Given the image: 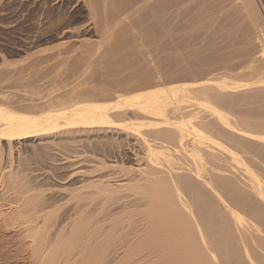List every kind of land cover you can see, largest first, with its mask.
I'll use <instances>...</instances> for the list:
<instances>
[{"label": "bare ground", "instance_id": "bare-ground-1", "mask_svg": "<svg viewBox=\"0 0 264 264\" xmlns=\"http://www.w3.org/2000/svg\"><path fill=\"white\" fill-rule=\"evenodd\" d=\"M186 1L74 0L73 7L100 27L92 26L95 34L103 27L106 41L99 44L120 34L116 41L131 54L114 40L115 47L113 38L110 42L126 51V57L119 51L125 61L115 58L126 68L132 66L130 71L139 77L132 72V82L119 77L121 67L112 63L118 51L112 53L110 42L106 59L113 54L109 62L118 67L106 72V55L98 59V49L92 57L95 49L89 48L90 54L86 48L95 47L96 41L89 39L92 43L83 46L88 38L78 34L84 26H72L74 14L66 17L63 10L64 18L58 16L65 26L61 36L80 42L87 50L80 51L91 55V64L85 62L88 70L103 59L98 65L108 66L101 70L109 74V88L98 84L103 76L98 66L93 68L99 72H91L99 79L85 69L83 61L90 59L78 52L80 44L72 43L78 50L73 51L62 41L69 43V52L81 54L76 56L79 62L67 56L68 50L63 60L55 55L65 47L62 43L53 52L56 58L44 55L56 65L33 56L34 62L41 57L49 67L41 59L35 63L52 66V73L55 69L56 81L35 64L38 74L39 67L47 70L41 75L47 83L40 74L20 77L21 60L12 63L13 58L10 62L0 52V237H8L0 240V264H264V16L257 0H191L184 7ZM65 2L57 0L59 10ZM2 3L0 29L10 31L19 14L16 19L8 16ZM215 15L219 22L213 25ZM203 29L211 54L202 43ZM189 35H198L194 44L202 38L198 43L203 47L192 44L189 51ZM255 40L259 47L248 44ZM104 48L101 53L108 52ZM63 54L74 65L83 62L84 70L74 69L71 60L66 66ZM156 60L164 61L166 69L162 61L161 70L167 80ZM214 61L216 70L225 72L212 74L210 65L212 71H204V64L213 62L214 67ZM63 63L68 70L59 67ZM245 64L249 71L234 73ZM26 65L31 72L34 64ZM71 70L75 76L76 71L87 74L79 82L70 78L76 82L72 85L68 79L74 74H64ZM127 71L125 76L131 73ZM62 75L69 82L63 92L54 88L67 82ZM89 75L98 85L90 83ZM137 78L145 87L134 89L141 82L135 86ZM39 79L49 81L51 88H35L32 84H40ZM111 83L124 91L113 93ZM11 242L25 253L21 259L10 255L5 245Z\"/></svg>", "mask_w": 264, "mask_h": 264}, {"label": "rangeland", "instance_id": "rangeland-1", "mask_svg": "<svg viewBox=\"0 0 264 264\" xmlns=\"http://www.w3.org/2000/svg\"><path fill=\"white\" fill-rule=\"evenodd\" d=\"M6 1H8L9 4H8V2H7V4H6ZM17 1H18V2H17ZM32 1H33V3H32ZM187 1H188V2H187ZM187 1L183 3L184 7L187 6V3L191 2V0H187ZM24 2H25V3H24ZM22 3H23V4H22ZM45 3H46V4H45ZM257 3H258V5H259V7H260V9H261V11H262V13H263V16H264V0H257ZM2 4H3L2 7H4L5 4H6V6L8 5L7 7L5 6V10H6V9L8 10V9L10 8L9 6H11V9L8 10V11H11L10 14H9L8 11L6 10V14H7L8 16L11 15L10 17L16 19V17H17L18 14H19V17H18V18L21 20V21H20V20L18 19L20 24L18 23L19 25L17 24V26H14L13 28H11L10 31H9V30H5V31H4V30H1V29H0V30H1V31H0V35H1V36H0V40H1V42L3 41V42L0 44V46L2 45V50H1V47H0V50H1L0 52H1V53L4 52V55L6 54L5 57H7V59H8V57H9L10 62L14 59L12 63H15V62H14L15 59H17L16 62L21 60V61L19 62V63H21V64H18V65H20V66H18V68L20 67L22 70H23V69H24V70L21 71V74H22V75L20 74V77H21V76H22V77H23V76H27V75H29V74H30L31 76H33L34 74H36V75H38V77L36 76L37 78H40V76H41L42 74H43L42 76H44V75L46 74V71H47V70H46L45 73H44V72L42 71V68H41V67H39L40 70H41V72L39 73L40 76H39V74L37 73V71L39 72V69H38V67H37V66H39L38 64H40L41 62L43 63V60L41 59V57H43V59H45V58H46V59H48V58L50 59V57H51V60H53L52 57L56 58L55 55H56V56H59V55H60V56H59L60 60H63V58H62V53H66V52H67L66 50H68V55H67V54H63L65 60H67L68 57H70V58H71V57H72V58L75 57V58H73V59L71 58V59H72L73 61H75V62H76V60L79 62V60H81V59H80V58H79V59L76 58V56L78 57V55H79L80 53H82V54H83L82 56H84V58H85V55H84V54H86V53H84V51H87V50H84V49H83L84 47H82V45H83V46H86V45H87L86 47H88V46H89V45H88L89 43H90V44H91L92 42L95 43V41H96L97 44H95V47H94V46H93V47L89 46L88 48L85 47L86 49L89 50V53H90V50L93 51V49H95L94 52L91 51L92 54H94L92 57H94V56L97 55V58L99 59V57H98L99 54H100V55L105 54L106 56H105V57L103 56L104 61H103V59L101 60L102 56L100 57V60L103 61V63H105V61H108L107 64L109 63L108 65H109V69H110V70H109V71L107 70L108 66H107V64H105V65L107 66V68H106L107 71H106V72H109V74H110V73H112V72H110V71H111V69H112L113 66L115 67L114 71L116 70V67L119 66V68L121 67V69H118V68H117V71H118L120 74H123V76H122V75L119 76V73H117V75H118L120 78H123V79H127V78H128L129 80L131 79L130 74L133 75V73H134L133 70L130 71V69H132V68H130V67H132V66H130V67L128 66V67L126 68L123 64H120V61L124 60V58H125L127 55L131 54V51H128V50H130V49L123 47L124 45H122L121 43L117 42V41H118L117 38H120V37H119L120 34H118L119 36H115V38L117 37V38H116L117 41H116V39L112 36V38H113V42H114V40H115V42H117V44L120 45V48H122V49L124 48V50L128 51V54L126 53V51H124V50H122V49H120V50H116V49H118L119 46L117 45V48H116V49L113 47L116 43L114 42V45L111 44L112 40H111V42H110V39H112V38H109V39H108V40H109L108 42H110V44L112 45L111 47H112V50H113V51H112L113 54H114L116 51H118V52L116 53L117 55L114 54V58H115V56H118V55H119V57L121 58V60L119 59V57H118V58L116 57L115 59H116V61H117V59H119L120 61L118 60L117 62H118L120 65H123L126 69H123L124 67H123V66H120L117 62H112L113 59H114V58H113V54H111V56H108L109 58L111 57L109 60L106 59V58H107V55H109V54L111 53V48H110L108 42H104L106 45H105V44L103 45L102 43H100V44H102V46L99 44V40L106 41V38H105V40L102 39V38H104L102 35L105 33V32H102L103 27L100 29V30H101V31L99 32L100 34H98V32L95 34V32L97 31V30H96L97 28H94V27H98V26L94 25V22H92V21L89 22L90 20H89V18L87 19L88 15L86 14V12L82 11V9H80L79 7H77V8H76V7H73V6H74V0H66V2H65V6L62 7L61 10H59L60 8H59L58 5H57V0H29V1H28V0H26V1H25V0H3V3H2ZM14 5H15V6H14ZM44 5H45V6H44ZM183 5H182V6H183ZM227 5H228V4H227ZM43 6L46 7V8H44ZM2 7H1V9H2ZM8 7H9V8H8ZM19 7H20V8H19ZM57 8H58V9H57ZM18 9H19V10H18ZM35 9H36V10H35ZM42 9H43V10H42ZM73 9H74V10H73ZM62 10H63V12L65 11V16H66V14H67L68 16H71V14H74V19H75V20H74V19H73V21L71 20V21H72V24H71L72 26H75V28L78 27L77 29H79V30L84 26V27L81 29V30L83 31V33H81L82 31L80 30V32H79L80 34H78V33H77V34L80 35V37L83 36V37H81V39L83 38V39L86 40V38H88V40L85 42V45H84V43H82V45H81L80 42H78L81 46H80L79 44H77V45L80 46V47H78V48H76V49H78L79 51L73 48L74 45H76L75 43H77V42H75V41L72 40V43H74V42H75V43H74V45H71L72 43H70V42L68 41V39H71L72 37H71V38H70V36H65V37L63 36V37H62L61 34H60V32L62 31L61 29H63V27H65L62 23H60L61 20H60L59 17H58V16L61 15L60 17H61V18H62V17L64 18V14H63V16H62V13H63ZM14 11H15V12H14ZM19 11H20V12H19ZM41 11H42V12H41ZM59 11H60V12H59ZM46 12H47V13H46ZM50 12H51V13H50ZM52 13H53V14H52ZM83 13H84V14H83ZM13 14H14V16H12ZM15 14H16V15H15ZM45 14H46V15H45ZM49 14H50L51 16H49ZM59 14H60V15H59ZM69 14H70V15H69ZM75 14H76V15H75ZM7 15H6V16H7ZM25 15H26V16H25ZM44 15L47 16V17L49 16L50 18H52V20L50 21L49 17H48V19H47V17L45 18ZM78 15H79V16H78ZM86 15H87V17H86ZM42 16H44V17H42ZM53 16H54V20H53ZM75 16H76V18H75ZM56 17H58V18H57V19H58L57 22H56L57 19L55 20ZM66 17H67V16H66ZM85 17H86V18H85ZM214 17H215V19H214ZM0 18H1V16H0ZM38 18H39V19H38ZM44 18H45V20H44ZM216 18L218 19L217 15L213 16V18L211 19V21H212V20L215 21V22L212 21L213 25H214V24L216 25L217 22H219L218 20H216ZM220 18H221V17L219 16V20H220ZM42 19H43V20H42ZM46 19L49 20V21H46ZM0 20H1V19H0ZM11 20H12V19H11ZM11 20H10V21H11ZM59 20H60V22H59ZM87 20H88V21H87ZM1 21H3V17H2V20H1ZM76 21H77V22H76ZM4 22H9V21H8L7 18H6V19L4 20ZM45 22H47V24H48V22H49L50 24H51V22H52V25H51V26H49V25H48V26H47V25L45 26V24H46ZM53 22H55V23H53ZM74 22H75V23H74ZM86 22H89V23L87 24ZM39 23H40V24H39ZM41 23H42L43 25H42ZM70 23H71V22H70ZM83 23H85V24H83ZM185 23H186V22H185ZM187 23L189 24V22H188V18H187ZM34 24H35V25H34ZM53 24H54V25H53ZM86 24H87V25H86ZM41 25H42L43 27H42ZM211 25H212V24H211ZM213 25H212V26H213ZM39 26H40V28H39ZM60 26H61L62 28H61ZM86 26H87V27H86ZM88 26H89V27H88ZM92 26H94V27H92ZM136 26H137V24H136ZM138 26H139V28H140V25H139V24H138ZM212 26H211V27H212ZM57 27H58V28H57ZM134 27H135V26H134ZM48 28H49V29H48ZM52 28H53V29H52ZM91 28H92V29H95V30H91ZM99 28H100V27H98V31H99ZM135 28H136L137 30L139 29L138 27H135ZM208 28H209V27H208ZM208 28H206V29L208 30ZM12 29H13V30H12ZM20 29H21V30H20ZM47 29H48V30H47ZM88 29H90V31H89ZM23 30H24V31H23ZM30 30H32V31H30ZM33 30H34V31H33ZM79 30H78V31H79ZM84 30H85V31H84ZM140 30H141V28H140ZM140 30H139V31H140ZM203 30H204V29H203ZM207 30H206V31H207ZM210 30H211V28H209L208 31H210ZM86 31H88V32H86ZM115 31H117V30H115ZM115 31H114V32H115ZM118 31H119V30H118ZM197 31H198V30H197ZM197 31L195 32L196 34H197ZM199 31H200V30H199ZM199 31H198V32H199ZM204 31H205V30H204ZM204 31H203V33L205 34V35L203 34L204 37H203V36H199V37H203V39L206 40L205 37L207 36V32H206V31L204 32ZM23 32H24V33H23ZM35 32H36V33H35ZM38 32H39V33H38ZM43 32H44V33H43ZM91 32H92V33H91ZM101 32H102L103 34H102ZM53 33H54V34H53ZM118 33H119V32H118ZM199 33H200V32H199ZM208 33H209V35H208V37H209L211 32H208ZM48 34H49V35H48ZM59 34H60V35H59ZM82 34H83V35H82ZM97 34H98V36L101 35V37H100V36L98 37ZM200 34H201V33H200ZM22 35H23V36H22ZM37 35H38V37H37ZM113 35H117V32H116V34L113 33ZM146 35H147V34H146ZM198 35H199V34H198ZM198 35H189V37L187 36V37H186L187 39H185V42H186V43L184 42L185 45H187L188 42H189V41L191 40V38H192V43H191V41H190V43L187 45V47H188V46L191 47V46H194V45H195V46L199 45V47H201V46L203 47V44L206 43V48H207V46H208V48H209V46H211V45L209 44V42H208L209 38H207L208 40H206V42H205L204 40H202V38H200V39L202 40V43L204 42L203 44H201V42H200V44L198 43V42L201 41V40H199L198 42H196L197 45L193 43L194 40L197 41V40L199 39V38H198ZM201 35H202V34H201ZM32 36H33V37H32ZM57 36H58V37H57ZM147 36H148V35H147ZM31 37H32L34 40H33ZM66 37H68V39H67ZM84 37H85V38H84ZM97 37H98V38H97ZM2 38H3V39H2ZM63 38H64V39H63ZM100 38H101V39H100ZM188 38H189L190 40H189ZM195 38H197V39H195ZM4 39L6 40V42H5ZM27 39H28V40H27ZM89 39H91L92 42H91V40L89 41ZM64 40H65V41H64ZM66 40L70 43V44H69V43H67V44H69L71 47L73 46L72 48L70 47L71 49H73V51L76 50V51H78V52H80V53L76 52V53H78V54H77V55H76V54L74 55L73 52H69V51H72V50H69V49H70L69 46H67V47H68V48H67V47H66L67 44H66V43H65V44L62 43V41H63V42H67ZM186 40H187V41H186ZM188 40H189V41H188ZM28 42H29V43H28ZM87 42H88V44H86ZM207 42H208V43H207ZM14 43H15V44H14ZM60 43H62V44L65 46V47H64V46L62 45L65 49H64V48H61L62 46H61ZM94 43H93V45H94ZM257 43H258V40H255V42L253 41V43L250 42V43H248V44H249L250 46H252V47L255 46L254 48H256V47H259V45H257ZM107 44H108V45H107ZM192 44H194V45H192ZM208 44H209V45H208ZM254 44H256V45H254ZM258 44H259V43H258ZM5 45H6L7 47H6ZM53 45H54L55 47H57V45H58V47L55 48ZM77 45H76L75 47H77ZM98 45H100L102 48L99 47ZM249 45H248V46H249ZM3 46H5V49H3V48H4ZM59 46H60V48H61L62 50H64L65 52L62 51V50H59V49H58ZM106 46H107V48H109V49H108V52L106 51L107 53H105V51H104V52L101 53V51H103V47L106 48ZM204 46H205V45H204ZM115 47H116V45H115ZM189 47H188L189 51H192V47H191V48H189ZM199 47H198V48L195 47L194 50L197 49V52H198V51H201V49H200ZM202 47H201V48H202ZM54 48H55V49H54ZM66 48H67V49H66ZM89 48H93V49H89ZM105 48H104V49H105ZM193 48H194V47H193ZM204 48H205V47H204ZM208 48L205 49V50H206V51H207V50H211V49H210L211 47H210L209 49H208ZM6 49H7V50H10V51H8L9 53L7 52ZM52 49H54V50H52ZM57 49H58L59 51H58ZM80 49H83L84 51H83V50L80 51ZM98 49H99V53L97 52ZM114 49H115V50H114ZM127 49H128V50H127ZM3 50H5V51H3ZM51 50H52V52H51ZM56 50H57V52H60V51H61V54L56 52L55 55H54L53 52L56 51ZM96 50H97V51H96ZM106 50H107V49H106ZM121 50H122V52H123V51H124V52L122 53ZM205 50H202L201 52L203 53ZM11 51H12V52H11ZM28 51H29V52H28ZM38 51H39L40 53H37ZM42 51H43V52H42ZM109 51H110V53H109ZM119 51L121 52L122 55H123L124 53H126L127 55L125 56V54H124L125 57H124V56L121 57V56H120L121 54H120ZM206 51H205L204 53H207V52L210 53V54L212 53V51H211V52H209V51L206 52ZM14 52H15V53H14ZM26 52H27V53H26ZM30 52H31V55H30V56H32V59H31V60H30L31 57L29 56ZM34 52H35L36 54H35ZM49 52L52 53V54H51L52 56L49 55ZM96 52H97V54L95 55ZM201 52H199V53H201ZM7 53H8L10 56H8ZM12 53H13V54H12ZM33 53H34V54H33ZM69 53H70V55H69ZM189 53H190V52H189ZM189 53H188V51H187V54H186V55H189ZM204 53H203V54H204ZM208 53H207V54H208ZM2 54H3V53H2ZM2 54H0V56H2ZM11 54H12V55H11ZM27 54H28V55H27ZM37 54H38V55H37ZM57 54H58V55H57ZM90 54H91V53H90ZM210 54H208V55H210ZM26 55H27V56H26ZM39 55L41 56V57L39 58V60L41 59L42 61L40 60V63H35L36 61L38 62L39 60H36V61L34 62V59H35L34 57L36 56V58L38 59V56H39ZM44 55H46V56H50V57H48V58L45 57V58H44ZM66 55L68 56L67 59H66ZM80 55H81V54H80ZM80 55H79V56H80ZM87 55H88V56H91V55H89L88 53L86 54V56H87ZM100 55H99V56H100ZM198 55H199V54H198ZM200 55H201V54H200ZM25 56H26V57H25ZM33 56H34V57H33ZM82 56H80V57H82ZM88 56H87V58H89L90 60L86 61V58H85V60H84L83 58H82V59L84 60V61H83L84 63H85V62L88 63V62L90 61V62H89V65H90L91 62H92V60H91V57H88ZM202 56H203V55H202ZM204 56H205V55H204ZM204 56H203V57H204ZM3 57H4V56H3ZM3 57H2V58H3ZM15 57H16V58H15ZM29 57H30V58H29ZM191 57H192V53L190 54V57L187 56V58H189V59H188L189 61H191V60H190ZM0 58H1V57H0ZM2 58L0 59V61H3ZM12 58H13V59H12ZM23 58H24V59H23ZM26 58H27V59H26ZM61 58H62V59H61ZM112 58H113V59H112ZM129 58H130V56H129ZM201 58H202V57H201ZM204 58H205V57H204ZM207 58H208V57H207ZM7 59H4V60L6 61ZM46 59H45V60H46ZM71 59H68V60H67V64H66V66H68V62H69V60H71ZM98 59H96V60H98ZM105 59H106V60H105ZM111 59H112V60H111ZM23 60H24V61H23ZM28 60H29V62H27ZM45 60H44V63H43V64H46V65L48 66L47 63H49V62H48L49 60H48V61L46 60L47 63H45ZM72 60L70 61L71 64L73 63ZM96 60H95V62H94V66H96V67H97V66L100 67L103 63H102L101 65H98V64L101 62V61L99 60L100 62L96 65V64H95V63L97 62ZM110 60H111V62H112L113 64L116 63L118 66H116V64L113 65L112 63H110V62H109ZM131 60H132V59H131ZM186 60H187V59H186ZM188 60H187V62H188ZM200 60H201V59H200ZM7 61H9V60H7ZM32 61H33V62H32ZM114 61H115V60H114ZM124 61H125V60H124ZM162 61H163V60H161V62L156 60V62H159L160 64L162 63ZM203 61H204V59H203ZM205 61H206V59H205ZM205 61H204V62H205ZM22 62H23V63H22ZM70 62H69V63H70ZM75 62H74V63H75ZM80 62H81V61H80ZM83 62L81 63V65L83 64ZM127 62H129V61H126V63H127ZM130 62H131V61H130ZM199 62H201V61H199ZM2 63H3V62H2ZM28 63H31V66H32L33 64H34V66H35V64H36L37 66H35V67L32 66L31 68H32V70H33L34 68L37 67V69H36V70L34 69L33 71L31 70V72H32V73H31V72H30V65H26V64H28ZM50 63H53V61H50ZM50 63H49V64H50ZM121 63H125V62H121ZM126 63H125V64H126ZM188 63H190V62H188ZM197 63H198V61H197ZM197 63H196V64H197ZM201 63L203 64V62H201ZM207 63H208V62H206V65H207V66H205V64H204V66H203V67H205V68H204V71H207V70L209 69V65H210V67L213 69V71H212V69H209L208 71H212V72H213V73L211 72L212 74L220 75V74H222L223 72H225L224 69H223L224 71H223L222 69H220V68H222V66L219 67V69H220L219 72L217 71L218 69H217L216 67H218V66L215 64V63H216L215 61H214V64H213L214 67L211 66L213 62H212L211 64H207ZM3 64H4V63H3ZM43 64H40L41 66H44V67H43V70H44V69H48L47 66H45V65H43ZM54 64L56 65V62L53 63V64H51V65H54ZM64 64H65V63L59 65V67H60V66L62 67ZM71 64H70V65H71ZM79 64H80V63H79ZM111 64H112V65H111ZM127 64H128V63H127ZM132 64H133V63H131V65H132ZM202 64H201V65H202ZM0 65H1V62H0ZM15 65H16V64H15ZM22 65H23V67H22ZM51 65H50V66H51ZM57 65H58V64H57ZM72 65H74V64H72ZM72 65H71V67H72ZM76 65H77V66H76ZM81 65H78V64L75 63V65H74L73 67H74V69H75V67H76V68L78 67L76 70H79V69H82V68H83V70H84V67L86 66L85 69L88 70V66H89L88 64L85 63V66H83L84 64H83L82 66H81ZM87 65H88V66H87ZM105 65L101 66L100 68L97 67V70L99 69V71H100L102 67H103V68L106 67ZM128 65H130V64H128ZM163 65H164V68L166 69L165 64H164V61H163ZM163 65H162V64L160 65V67L162 66L161 68L159 67L160 69L158 68V66H159L158 64H157L156 66H157V68H158L159 70H161V69L163 68ZM198 65L200 66V63H199ZM1 66H2V65H1ZM24 66H25V67H24ZM26 66H29V69H28V70H27V67H26ZM94 66H93V67H94ZM133 66H134V67H133V68H134V71H135V72L138 71V68H137L138 65L135 66V65L133 64ZM139 66H140V65H139ZM215 66H216V67H215ZM245 66H246V64L243 65V66H241L242 68L239 67L234 73L239 72V71H245V69H247V67H245ZM33 67H34V68H33ZM48 67H49V66H48ZM51 67H52V66H51ZM51 67H50V68H51ZM59 67H57V69H58ZM69 67H70V66H69ZM71 67H70L69 69H72V68H73V67H72V68H71ZM79 67H80V68H79ZM81 67H82V68H81ZM93 67H89V68L94 69ZM96 67H95V68H96ZM114 67H113V68H114ZM122 67H123V68H122ZM135 67H136L137 70L135 69ZM145 67H146V66H145ZM200 67H201V66H200ZM203 67H201V68H203ZM243 67H244V68H243ZM25 68H26V69H25ZM50 68H49V69H50ZM53 68H54V66H53ZM55 68H56V67H55ZM63 68H65V67L63 66ZM67 68H68V67H67ZM67 68H65V70H66ZM103 68H102V69H103ZM129 68H130V69H129ZM139 68H140V71H138V72H139V75L143 73V76H144V75L146 76L145 70L143 71V70H141V67H139ZM21 69H20V70H21ZM49 69H48V70H49ZM92 69H91V70H92ZM104 69H105V68H104ZM122 69H123V71H125V72L129 69L128 71H130L131 73H129V72L127 71L129 74L126 73L127 76H125V75H124L125 73L122 71ZM216 69H217V70H216ZM25 70L28 71V74H25V73H24ZM50 70H51V69H50ZM50 70H49V73L52 71V70H51V71H50ZM58 70H59V69H58ZM62 70H63V69H62ZM67 70H68V69H67ZM91 70L89 69V70H88V73H89V74L92 73L91 75H93V73L95 72L94 70H96V69L93 70L94 72H91ZM97 70H96V71H97ZM214 70L217 71V72L214 73ZM34 71H35V72H34ZM53 71H54V73H52V72H51V73L54 74V75H52V74L50 73V76H51V77H52V76H53V77L55 76V72H56L55 69H54ZM63 71H64V70H63ZM74 71H75V70H71V71H67V72L65 71L66 73H64V74H66V75H68V76H69L70 74L73 75V74H74ZM99 71H97V72H99ZM101 71H102V73H103V76H104V74H105V75H107V77L105 76L106 78L102 80V77H103V76L100 75V76H102V77L100 78V79H101L100 81H102V82H101V83H98V82H100V81L97 82V79H99V78H97L96 75H98V73L95 74V73H96V72H95L94 74H95L96 77H95V76H91V75H89L90 78L93 79V80H91V79L89 78V81H90V80L92 81V82H90L91 84H95L96 82H97L99 85H104V84H105L104 86H106V85L109 84V82L105 83V82H106L105 80H108V81H109V79H108L109 74H106V72H105L104 70H101ZM117 71H116V72H117ZM142 71H143V72H142ZM162 71L164 72V69L161 70V72H162ZM246 71H249V69H247ZM246 71H245V72H246ZM33 72H34V73H33ZM69 72H70V73H69ZM82 72H84V74H83ZM82 72H80L81 74L79 73V71H78V72H77V71L75 72V73H77V75H76L77 78H75V77H76L75 74H74L72 77L70 76L69 79H68L67 76L65 75V78H67V79L69 80V82H70V81L72 82L73 80H76V79L78 80V81H76V82H79V81H80L79 79H83V77L87 74V71H86V72H85V71H82ZM90 72H91V73H90ZM104 72H105V73H104ZM132 72H133V73H132ZM138 72H137V74H138ZM140 72H142V73H140ZM163 72H162V73H163ZM221 72H222V73H221ZM23 73H24V74H23ZM26 73H27V72H26ZM47 73H48V72H47ZM68 73H69V74H68ZM78 73H79V74H78ZM85 73H86V74H85ZM100 73H101V72H100ZM144 73H145V74H144ZM164 73H165V72H164ZM164 73H163V75H164ZM216 73H218V74H216ZM228 73H229V72H228ZM231 73H233V72H231ZM82 74H83V75H82ZM47 75H48V74H47ZM132 75H131V76H132ZM134 75H136V73H134ZM134 75H133V76H134ZM210 75H211V74H210ZM42 76H41V78H44L46 75H45L44 77H42ZM78 76H82V77H78ZM89 76H88V77H89ZM124 76H125V77H124ZM133 76H132V77H133ZM136 76H137V75H136ZM145 76H144V77H145ZM167 76H168V75H164L163 78L165 79ZM211 76H212V75H211ZM36 77H34V78L36 79ZM48 77H49V76H48ZM51 77H49V78H51ZM62 77H63V79H65V78H64V75H62ZM93 77L97 78V79L95 80L96 82L94 81L95 78H93ZM98 77H99V75H98ZM134 77H135V76H134ZM137 77H138V76H137ZM140 77L142 78V75H141ZM34 78H33V79H34ZM46 78H47V77H46ZM49 78H48V80L50 81ZM54 78H55V77H54ZM54 78H53V80L56 81V78H55V79H54ZM70 78H74V79L72 80V79H70ZM103 78H104V77H103ZM138 78H139V77H138ZM138 78H137V80H134V79H133V83L136 82V84H137L138 81H139V82L141 81V82H140L141 86H140V84L138 83L137 85H139V87H134V89L141 88L142 86L145 87V84H147V83H145V82L142 83V79L140 78V80H139ZM248 78L251 79L252 76H249ZM44 79H45V78H44ZM58 79H59V78H58ZM60 79H61V80H60V82H61L63 79H62V78H60ZM67 79H65V80H67ZM135 79H136V78H135ZM161 79H162V78H161ZM167 79H168V78H166L165 80H167ZM42 80H43V79H39L40 84H35V83H34V84H32V85H38V86H35V88L38 87V89H39V88H43V89L46 90V87H47L48 85H50V83H49V81H48V85H47V84H45V83H47V80L45 79L46 82L43 80V83H42ZM51 80H52V79H51ZM65 80H63V81H65ZM68 80H67L66 83L63 82L64 84H62V82L59 83V84H57L59 81L56 82V84H57L56 86H58V85H60V86H58V87L55 86L54 88L59 89L61 92H63L64 89H66V88H65V87H66L65 84L69 83ZM162 80H163V79H162ZM93 81H94V82H93ZM130 81L132 82V80H130ZM144 81H145V80H144ZM34 82H35V80H34ZM36 82L38 83L37 80H36ZM44 82H45V83H44ZM76 82H75V83H76ZM148 82H149V81H148ZM41 83H42V86L44 85L43 87H40V86H39V85H41ZM75 83H74V81H73V82H72V85H74ZM97 83H96L95 85H98ZM102 83H103V84H102ZM111 84H112V85H111L112 88L110 87V89L113 90V93L120 92V91H121V92L124 91V89L121 88V86H119L118 84H117V87L119 86V87H120L121 89H123V90H120V91H119L118 89H113L114 84H113V83H111ZM134 84H135V83H134ZM134 84H133V85H134ZM136 84H135V86H137ZM32 85H31V87H32ZM45 85H47V86H45ZM61 85H62V86H61ZM70 85H71V84H69V85H67V86H69V88H70ZM63 86H65V87H63ZM109 86H110V84H109L107 87L109 88ZM146 86H147V85H146ZM44 87H45V88H44ZM59 87H60V88H59ZM33 88H34V87H33ZM50 88H51V87L48 86L47 90L50 89ZM61 88H63V89H61ZM67 88H68V87H67ZM115 88H116V84H115ZM142 89H144V88H142ZM62 90H63V91H62ZM111 90H110V93H109V94L112 93ZM117 90H118V91H117ZM29 140H30V139H29ZM22 143H25V141L22 140ZM23 145H26V144H23ZM23 145H18V146H19V148H20V147H23ZM7 161H8V159H7ZM76 167H77V166H76ZM65 171H66V170H65ZM67 171H68V170H67ZM9 234H10V235H13L14 232L11 231ZM7 239H8V237H6L5 239L2 238V237H0V240H1V241H4V240L6 241ZM4 245H5V244H4ZM5 246L8 247V249H9V251H10V255H13V256H14V255H15V256L18 255L17 258H19V259H21V258L23 257V255L25 254V253H22V252H21V251H22V250H21L22 248H21L18 244H15V243H12V242H11L9 245H5ZM6 249H7V248H6ZM22 254H23V255H22ZM18 263H19V262H18Z\"/></svg>", "mask_w": 264, "mask_h": 264}]
</instances>
